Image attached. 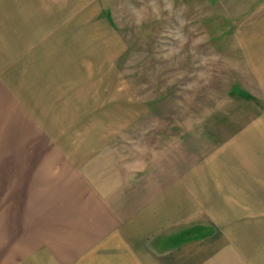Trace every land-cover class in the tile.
<instances>
[{
    "label": "rangeland",
    "instance_id": "obj_1",
    "mask_svg": "<svg viewBox=\"0 0 264 264\" xmlns=\"http://www.w3.org/2000/svg\"><path fill=\"white\" fill-rule=\"evenodd\" d=\"M252 6L0 0V98L12 89L30 112L37 89L50 93L75 136L96 140L91 158L112 165L105 188L118 189L123 173L150 196L264 111L249 55ZM10 203L21 202L0 207Z\"/></svg>",
    "mask_w": 264,
    "mask_h": 264
},
{
    "label": "crops",
    "instance_id": "obj_2",
    "mask_svg": "<svg viewBox=\"0 0 264 264\" xmlns=\"http://www.w3.org/2000/svg\"><path fill=\"white\" fill-rule=\"evenodd\" d=\"M248 12L264 87V0ZM34 93L30 112L12 89L0 98V204L21 202L0 207V264H264V111L148 196L123 173L107 190L113 167L91 158L93 136Z\"/></svg>",
    "mask_w": 264,
    "mask_h": 264
}]
</instances>
